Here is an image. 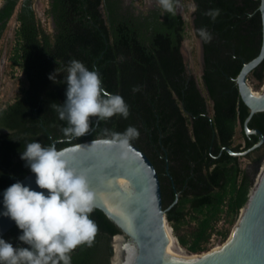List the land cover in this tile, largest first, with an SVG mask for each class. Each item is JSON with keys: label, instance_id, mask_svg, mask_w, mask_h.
Returning <instances> with one entry per match:
<instances>
[{"label": "trees", "instance_id": "trees-1", "mask_svg": "<svg viewBox=\"0 0 264 264\" xmlns=\"http://www.w3.org/2000/svg\"><path fill=\"white\" fill-rule=\"evenodd\" d=\"M186 11L188 1L183 0ZM193 28L212 34L204 43L205 67L197 78L188 72L182 51L189 21L178 10L160 5L140 10L124 0H49L46 14L52 28L43 24L34 0H4L0 6V45L12 17L17 19L12 64L23 73L24 85L16 98L0 108V191L31 170L21 154L38 141L56 147L99 137H112L129 126L139 131L130 142L152 158L162 180L164 207L180 243L190 251L207 254L215 234L226 241L263 164L264 154L250 171L234 151L245 150L261 138L248 133L249 106L242 99L237 77L263 44L262 0H192ZM219 9L215 21L205 15ZM198 35V33H197ZM98 70L104 89L121 95L130 106L127 119L91 118L83 137L67 139L52 103L66 99L67 66L71 60ZM264 82V61L252 73ZM52 77V78H50ZM139 86L140 90L133 92ZM238 125L244 143L235 142ZM264 132V111L248 123ZM109 130V134L104 133ZM264 147V146H263ZM249 156V155H248ZM180 193L175 203L177 194ZM98 226L91 246L72 253L71 264H111L113 240L122 232L102 209L90 214ZM223 223V225H221ZM191 225L184 229V226ZM22 231L14 225L2 237L14 246Z\"/></svg>", "mask_w": 264, "mask_h": 264}, {"label": "water", "instance_id": "water-1", "mask_svg": "<svg viewBox=\"0 0 264 264\" xmlns=\"http://www.w3.org/2000/svg\"><path fill=\"white\" fill-rule=\"evenodd\" d=\"M260 8L263 16L262 48L255 58L244 64L237 81L242 99L251 110L245 122L246 130L248 133H259L261 138L247 150L234 151L228 147L238 156H246L253 149L264 145V132L248 126L256 112L264 111V92L256 93L250 84L252 71L264 61V0ZM185 9L183 0H180L179 10L186 18ZM5 56L4 50L1 66L4 64ZM112 139L99 137L57 148L65 150V159L70 167L87 175L90 189L95 193L94 206L106 212L122 229L121 233L114 236L115 252L111 264H114V259L118 255L116 242L119 236L123 242L121 252L123 264H264V180L261 186L259 184L264 172V158L256 184L226 243L238 228L233 241L221 251L211 250L198 258H169L166 224L173 225L168 220L167 209L164 207L162 180L157 166L139 145L129 142L127 146H122L112 143ZM59 140L56 139L53 143L56 145ZM120 178L130 181L131 191L120 184ZM16 182L30 186L36 191H45L47 194L46 190L39 189L35 184V174L31 171ZM5 190L0 191V237L16 225L15 221L4 215ZM105 194L119 196L126 201V217L107 204L109 198L105 197ZM179 196L180 193L177 194L175 203Z\"/></svg>", "mask_w": 264, "mask_h": 264}, {"label": "clouds", "instance_id": "clouds-1", "mask_svg": "<svg viewBox=\"0 0 264 264\" xmlns=\"http://www.w3.org/2000/svg\"><path fill=\"white\" fill-rule=\"evenodd\" d=\"M158 3L165 12L174 14L180 0H158ZM219 14V9L205 13L212 21ZM197 33L205 43L213 39L205 27ZM66 71V99L63 104H51L59 119L67 122L62 128L65 138L88 134L92 117L105 121L116 115L128 118L130 106L121 95L104 89L98 70H89L73 59ZM139 90V86L133 88V92ZM104 133L109 134V130L104 129ZM110 134L111 142L122 146L139 137L134 126ZM65 155V150H58L55 143L44 146L35 141L26 145L21 159L35 174V184L47 194L21 182L4 191V215L15 221L22 231L18 240L26 246H14L0 238V264H71V253L77 247L91 246L98 232V226L90 219L95 193L90 189L87 175L70 167Z\"/></svg>", "mask_w": 264, "mask_h": 264}, {"label": "rangeland", "instance_id": "rangeland-1", "mask_svg": "<svg viewBox=\"0 0 264 264\" xmlns=\"http://www.w3.org/2000/svg\"><path fill=\"white\" fill-rule=\"evenodd\" d=\"M187 3H188L189 8L186 14H187V20L189 21V23L187 26L188 33L184 40L183 49H184L188 71L191 74L195 75L197 78L201 79L203 72H204L202 41L192 26L193 17H194L193 13L196 7H195V3L192 0H189ZM15 16L10 19V22L8 24L5 35L2 40V44L0 45V108L4 107L7 103L13 101L18 95V93L20 92L21 87L25 84L23 80L24 76H23L22 70L19 67L14 66L12 64V59H11V54H12L11 51H12V48L15 46V32H16L17 25H18L17 19ZM4 50L6 51V56H5V61H4L5 65L1 66V58H2ZM250 84L252 85L255 91L259 93L264 92V82L260 83L252 75L250 76ZM244 141L245 140L242 134V127L239 126L237 134L235 136V142L238 144L241 142L244 143ZM260 153L264 154V148L261 150ZM258 155H259L258 153L254 154V156H258ZM251 161H253L252 156L251 157L248 155L241 156V163L244 167H247L248 165H250ZM256 181H257V178H256ZM235 224L232 226V230ZM221 225H223V223ZM190 227L191 225H187V226H184V229H187ZM226 242L227 240L226 241L222 240L221 235L215 234L210 244L211 249L213 248L214 250L217 247L224 246ZM195 254L198 257L205 255V254H198V253H195Z\"/></svg>", "mask_w": 264, "mask_h": 264}, {"label": "bare ground", "instance_id": "bare-ground-1", "mask_svg": "<svg viewBox=\"0 0 264 264\" xmlns=\"http://www.w3.org/2000/svg\"><path fill=\"white\" fill-rule=\"evenodd\" d=\"M256 93L261 94L259 92L256 91ZM264 180V172L262 174V176L260 177L259 180V184L261 186L262 182ZM120 184H122L123 186H125L129 191H131V183L128 179L126 178H120L119 179ZM114 195V194H113ZM105 197L109 198L108 199V205L113 208L114 211H116L117 213L121 214V215H125V210L127 208V204L125 203L126 201L123 200L122 198H120L119 196H113L112 194H105ZM110 197L112 199H110ZM166 229H167V233H168V237H169V245H168V257H180V258H198V256L195 253H191L189 250H187L179 241L178 237L176 236V234L174 233V229L173 226H171L169 223L166 224ZM238 233V228L234 231V233L232 234V237L230 239V241L228 243H231L233 241V239L235 238V236ZM120 238H117V242H116V246L118 249V255L116 256V258L114 259V264H123V260H122V256H121V252L123 250V242H122V238L121 236H119ZM226 243L224 246L221 247H217L216 249H214L213 251H221L224 249V247L228 244Z\"/></svg>", "mask_w": 264, "mask_h": 264}, {"label": "built area", "instance_id": "built-area-1", "mask_svg": "<svg viewBox=\"0 0 264 264\" xmlns=\"http://www.w3.org/2000/svg\"><path fill=\"white\" fill-rule=\"evenodd\" d=\"M3 2L4 0H0V6L3 4ZM34 7L43 24L48 28H52V20L46 14V10L49 7V0H34ZM186 249L189 250L187 247Z\"/></svg>", "mask_w": 264, "mask_h": 264}, {"label": "crops", "instance_id": "crops-1", "mask_svg": "<svg viewBox=\"0 0 264 264\" xmlns=\"http://www.w3.org/2000/svg\"><path fill=\"white\" fill-rule=\"evenodd\" d=\"M126 4H133L135 5L136 7H138V9H146L147 6L151 5V3L155 2V0H124ZM185 5V4H184ZM140 9V10H141ZM186 10V9H185ZM187 13V11H186ZM194 18V17H193ZM186 19H187V14H186ZM193 24V22H192ZM52 26H53V21H52ZM202 41V53H203V67H205V50H204V43H203V40L201 39ZM184 45L182 46V51L184 53V49H183ZM184 57H185V54H184ZM186 61V59H185ZM188 68V67H187ZM189 72V71H188ZM190 73V72H189ZM191 74V73H190ZM239 126L241 125H238L237 127V131H238V128ZM237 134V132H236ZM245 142V141H244ZM243 143V142H242Z\"/></svg>", "mask_w": 264, "mask_h": 264}, {"label": "flooded vegetation", "instance_id": "flooded-vegetation-1", "mask_svg": "<svg viewBox=\"0 0 264 264\" xmlns=\"http://www.w3.org/2000/svg\"><path fill=\"white\" fill-rule=\"evenodd\" d=\"M184 2V1H183ZM185 4V3H184ZM156 5H159V3H158V0H155V2H153V3H151V5H149V6H147L146 7V9H141V10H148V9H150V8H152V7H154V6H156ZM138 8V7H137ZM178 10H179V7H178ZM180 11V10H179ZM183 44H184V42H183ZM3 65H5V64H3ZM235 136H236V134H235ZM234 136V137H235ZM245 143L246 142H244V145H243V147L245 148ZM254 146V145H253ZM253 146H251V147H253ZM264 146V145H263ZM263 146H261V147H259V148H256V149H253L248 155L251 157H253V161H251V163H250V165H248L247 166V168H249V170L250 171H254L258 166H259V162H257V161H255V159L257 158V157H259V156H261L262 154L260 153L261 152V150L264 148ZM251 147H248V148H246L245 150H247V149H250ZM256 153H258L259 155L258 156H254V154H256Z\"/></svg>", "mask_w": 264, "mask_h": 264}]
</instances>
